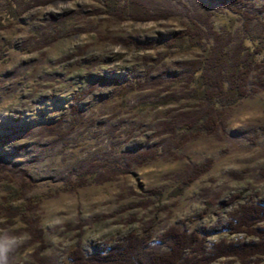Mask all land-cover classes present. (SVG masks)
<instances>
[{
  "label": "rangeland",
  "instance_id": "rangeland-1",
  "mask_svg": "<svg viewBox=\"0 0 264 264\" xmlns=\"http://www.w3.org/2000/svg\"><path fill=\"white\" fill-rule=\"evenodd\" d=\"M156 1L180 9L172 1ZM204 2L215 10L213 22L220 29L232 25L235 36L243 35L242 24H231L235 16L227 9ZM37 3L19 22L0 30V48L15 46L6 52L8 62L0 60V155L28 171L35 181L31 194L49 195L40 205L42 257L72 264L68 259L75 246L90 254L110 251L128 234L142 235L147 226L156 235L175 226L201 233L209 248L221 241L258 240L231 235L226 227L242 206L264 203V92L230 108L226 128L201 135L172 155L131 168L113 181L61 190L63 178L72 177L80 164L104 163L117 152L155 148L168 140L160 136L162 123L194 105L177 75L202 51L164 46L165 38L185 28L180 16L118 20L99 0ZM253 9L264 17V0ZM64 16L76 18L69 37L51 42L39 37L50 32L53 19ZM129 41L148 48L139 50ZM136 81L140 89L128 88ZM91 86L93 92L78 102ZM76 104L93 126L65 140L43 129L68 117ZM17 130L32 133L18 139L12 135ZM209 159L212 168L181 192L186 169ZM256 228L264 230V222ZM35 256L34 250L20 253L14 264H38Z\"/></svg>",
  "mask_w": 264,
  "mask_h": 264
},
{
  "label": "trees",
  "instance_id": "trees-1",
  "mask_svg": "<svg viewBox=\"0 0 264 264\" xmlns=\"http://www.w3.org/2000/svg\"><path fill=\"white\" fill-rule=\"evenodd\" d=\"M108 9V14L118 20H141L180 16L185 21V28L165 38L167 48L179 50L198 49L202 51L199 59L185 62L183 73L177 75L180 82L186 84V98L194 103L193 107L173 116L169 122L162 123L160 136L167 135L168 140L155 148L143 146L117 152L104 163L91 160L78 165L72 177L63 178L62 191L85 188L104 181H113L119 175L129 174L131 168L141 167L165 155H172L173 149H182L186 143L201 135L214 134L218 129L226 128V116L230 108L242 100L264 92V17L263 11L254 10L258 0H207L222 5L234 17L231 24L240 22L243 35L235 36L234 31L220 29L213 22L215 10L204 0H189L186 6L182 0H169L172 4H160L156 0H99ZM38 0H0V30L19 22L22 13ZM232 17V18H231ZM75 17L53 19L48 25L50 32L41 33L44 41H55L70 36V28ZM256 20V22H255ZM255 25L253 29L252 25ZM253 25V26H254ZM139 50L147 49L135 41H129ZM13 44L0 48V60L8 62L6 52L14 50ZM181 76V77H179ZM128 88L140 89V81ZM80 94L76 99L82 101L93 92ZM68 117H62L55 123H49L43 129L65 140L81 128L88 129L95 122L87 120L76 104L70 109ZM82 129V130H83ZM32 133L14 131L16 138ZM4 141L8 139L3 137ZM1 142V137H0ZM67 144V143H66ZM213 166V160L197 163L186 169L180 191L194 183ZM28 171L20 164L0 155V186L5 193L0 202V235L18 238V243L8 254V264H14L15 258L24 252L34 250L38 264H57L41 254L46 250L43 229L41 228V203L49 195H34L35 181L30 179ZM63 188V189H62ZM264 222V203L244 205L231 216L226 229L234 234L254 236L258 240L244 242L214 243L207 247L205 236L171 227L166 232L156 235L154 227L144 228L142 235L128 234L124 240L110 251L90 254L77 245L69 254L72 264H214L226 259L222 264H261L264 261V230L256 228ZM22 239V241H20ZM41 255V256H40Z\"/></svg>",
  "mask_w": 264,
  "mask_h": 264
},
{
  "label": "clouds",
  "instance_id": "clouds-1",
  "mask_svg": "<svg viewBox=\"0 0 264 264\" xmlns=\"http://www.w3.org/2000/svg\"><path fill=\"white\" fill-rule=\"evenodd\" d=\"M18 243V238L0 235V264H8V254Z\"/></svg>",
  "mask_w": 264,
  "mask_h": 264
}]
</instances>
